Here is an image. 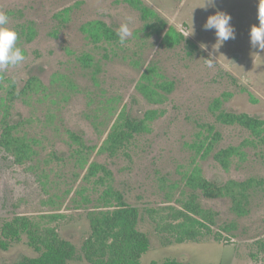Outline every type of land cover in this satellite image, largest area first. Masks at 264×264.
<instances>
[{
	"label": "rangeland",
	"instance_id": "374dc122",
	"mask_svg": "<svg viewBox=\"0 0 264 264\" xmlns=\"http://www.w3.org/2000/svg\"><path fill=\"white\" fill-rule=\"evenodd\" d=\"M140 1L158 18L144 16L132 0H0V12L9 16L7 27L19 34L17 46L25 56L0 73V120L9 111L12 121L35 140L38 152L22 165L0 152V223L27 216L42 227L58 229L80 248L91 232L88 212L113 209L117 201L114 196L105 201L106 194L119 192L139 209V229L150 239L141 264L166 259L264 264L258 246L264 240V190L252 191L249 212L239 216L229 199H208L188 185L196 169L218 184L264 180V150L256 144L246 146L245 157H234L229 168L216 160L220 150L254 138L239 126L219 123L213 109L221 99L224 111L264 119V51L253 49L249 37L251 26L259 25V0H217L207 10L205 0ZM217 10L232 16L237 38L214 50V30L205 31L203 25ZM92 21L115 31L127 24L131 35L123 44L95 45L81 29ZM171 27L189 43L168 47L164 37ZM86 56L90 65L83 61ZM33 77L39 88L10 100L12 87L21 91ZM143 83L165 99L147 100L139 90ZM162 83L172 84L171 90L155 87ZM148 111L157 115L127 153L112 157L102 151L122 112L143 118ZM214 132L221 140L206 151ZM95 164L110 174L102 169L91 174ZM192 193L216 214L213 232L222 235V243L213 237L167 243L157 232L152 214L179 208V200ZM23 256H37L25 240L0 250V264Z\"/></svg>",
	"mask_w": 264,
	"mask_h": 264
},
{
	"label": "trees",
	"instance_id": "16d2710c",
	"mask_svg": "<svg viewBox=\"0 0 264 264\" xmlns=\"http://www.w3.org/2000/svg\"><path fill=\"white\" fill-rule=\"evenodd\" d=\"M134 6L144 16H158L149 10L140 0H132ZM82 32L91 43L95 45L120 44L117 31L101 21H92L82 26ZM188 40L174 28H170L164 37L168 47H175L181 41ZM85 64H91V57H84ZM149 79V77H145ZM158 89L169 92L170 83H162L155 86ZM39 88V79L31 78L27 86L18 91L14 86L9 91L10 100H15L21 95H26ZM140 92L152 103H160L165 96L149 83H143L139 87ZM216 120L223 125L239 126L254 138V141H245L241 146H230L217 152L215 158L224 167L229 168L234 157L243 159L246 146L256 144L264 150V119L258 116H249L245 113L228 112L222 110V100L214 102ZM157 115L156 111H148L145 117H135L130 112H122L116 119L106 139L102 151L112 157L119 153H127L133 144L136 135H141L149 128L148 124ZM77 142L83 139L76 136ZM221 140V134L214 132L206 151H210L213 145ZM35 140L30 138L21 129V123L11 119V113L6 111L0 120V152L11 156L18 165L32 161L38 152L34 149ZM91 174L101 169L110 172L101 165L95 164L91 168ZM188 185L195 192L208 199L226 198L231 201L232 210L239 216L249 212L252 191L257 188L264 190V180L249 179L246 181H228L218 184L207 180L200 169L189 176ZM117 204L111 210L95 209L87 214L90 223V235L83 241L80 248L62 236L56 228L42 227L27 216L17 215L0 223V250L8 251L13 244L24 242L37 256H23L15 263L4 264H69L72 261L84 260L89 264H141L142 257L150 248L148 235L139 229L140 211L137 207L128 204L121 193L114 195ZM180 207L169 206L161 209L162 213L152 214V221L167 243L199 242L206 237H213L216 242L222 243L223 237L213 232L216 224V214L203 208L199 195L192 193L187 199L179 200ZM154 211V210H153ZM151 211V213H153ZM154 216H157L155 218ZM260 252L264 255V240L258 242ZM151 264H188L177 259H166L162 262L153 261Z\"/></svg>",
	"mask_w": 264,
	"mask_h": 264
},
{
	"label": "clouds",
	"instance_id": "9594fccd",
	"mask_svg": "<svg viewBox=\"0 0 264 264\" xmlns=\"http://www.w3.org/2000/svg\"><path fill=\"white\" fill-rule=\"evenodd\" d=\"M217 0H205L203 8L207 10L209 7L215 8ZM258 20L259 25H252L249 32L250 45L253 49L264 51V0H259L258 4ZM232 16L224 11L217 10L214 15L207 18L203 25L205 31H213L216 37V43L212 46L214 50L222 47L227 41L235 40L237 38L236 28L231 23ZM9 23V16L0 12V73L6 72L10 67L19 65L25 60L22 50L17 46L18 33L7 27ZM120 43L123 44L125 40L131 35L127 24H122L117 30ZM202 48L207 49V45H201ZM208 67L213 66L211 59L206 60Z\"/></svg>",
	"mask_w": 264,
	"mask_h": 264
}]
</instances>
